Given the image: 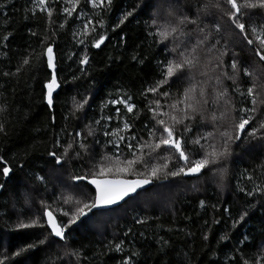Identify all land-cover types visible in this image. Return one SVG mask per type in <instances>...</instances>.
I'll use <instances>...</instances> for the list:
<instances>
[{"label": "trees", "instance_id": "16d2710c", "mask_svg": "<svg viewBox=\"0 0 264 264\" xmlns=\"http://www.w3.org/2000/svg\"><path fill=\"white\" fill-rule=\"evenodd\" d=\"M142 3L143 0H113L112 6L101 12L81 0L73 16L65 19L63 0H47V6L53 10V23L49 24L47 13L35 9L33 15L29 11L34 8L32 0H0V104L6 102L9 108L5 114L7 134H0V155L14 169L6 189L0 190V259L10 257L14 264H53L57 254L63 256L65 250L78 248L88 258L81 264H120L133 251L139 253L132 257L133 264H240L241 256L254 258L264 245V195L257 193L249 197L239 191L240 188L250 191L257 184L264 186V139L259 136L248 139L245 132L235 155L227 162L229 174L222 187L218 186V179L158 180L118 208L91 211L82 218L83 223L73 226L75 230L70 233L66 245L64 241L38 245L19 260L13 255L21 247L27 248L28 244L47 236V232L38 227L18 229L13 204L22 206L27 196L32 206L25 215L37 212L42 215L39 201H51L54 194L68 191L66 186L75 183L71 177L85 171L80 161L69 160L58 165L54 157L47 155L53 150L54 138L60 135L66 143L69 139L66 132L80 131L85 124L98 118L101 102L108 99L131 96L130 102L136 105L134 113L143 109L146 101L140 93L153 82L156 58L163 52L155 46L150 47L152 38L147 36L144 25L146 14L137 11ZM125 11L133 12V16L116 27ZM80 13L84 15L76 19ZM85 17L93 20L96 32H89L87 37H74L73 34L82 29ZM245 19L246 26H259L264 23V11L255 10V14ZM97 20H102L104 26L96 24ZM62 23L63 28L60 27ZM204 23L219 24L220 31L213 30L215 39L230 53H236L243 62L241 67L251 74L242 75V87L246 90L255 84V91L264 95V61L255 56V46L247 44L243 34L222 12L213 10V15ZM31 32L38 35L32 36ZM99 34L106 39L96 48L92 44ZM5 35L9 37L6 41ZM45 37L47 40L41 45ZM81 39L85 43L81 44ZM49 44L53 47L62 81L61 88L54 93L52 108L43 95L48 71L46 58L43 66L36 65L33 59L31 63L36 66L32 71L25 66L15 77L3 75L15 72L31 49L40 52ZM85 55L88 63L81 64ZM133 56L147 59L141 64L133 60ZM74 76L77 79L74 80ZM73 96L78 100L89 98L86 113L78 114L80 119L69 116ZM116 108L122 116L133 120L136 129L143 127L146 115L141 113L136 118L127 113L122 104H117L104 110L114 117L108 122L110 128L122 123L115 118ZM259 119H264V115L248 126L249 131L252 126L258 127ZM100 137L104 139L102 132ZM56 151L59 154L62 149ZM96 151L101 152V149L97 147ZM35 173L44 176L46 186L35 180ZM248 176L252 179H247ZM79 183L81 188L76 190L77 195L83 192L81 198L90 201L93 190L88 185L83 187L86 181ZM201 201H204L203 206ZM245 211L248 213L245 219L233 227V222L239 221ZM137 220L144 222L137 223ZM205 235L207 240L203 238ZM223 235L229 239L221 241ZM245 235L248 241L240 244ZM121 241L123 251L116 252L114 245ZM163 241L168 244L160 251ZM109 242L112 251L105 247ZM63 264H69L67 257Z\"/></svg>", "mask_w": 264, "mask_h": 264}, {"label": "snow or ice", "instance_id": "6c2138e0", "mask_svg": "<svg viewBox=\"0 0 264 264\" xmlns=\"http://www.w3.org/2000/svg\"><path fill=\"white\" fill-rule=\"evenodd\" d=\"M84 2L103 12L112 6L113 0ZM32 3L34 8L29 11L33 15L35 9H39L47 13L49 24L53 23V10L47 6V0H32ZM63 3L66 5L63 13L67 19L77 11L81 0H63ZM213 10L227 16L243 34L247 44L255 46V56L264 61V23L259 26H246L245 19L255 14V10L264 11V0H143L137 11L146 14L144 25L147 36L152 38L150 47L155 46L163 52V55L156 58L153 82L148 83L140 93L146 103L140 112L134 113L136 105L130 102L131 96L102 101L101 115L85 124L83 129L74 133L62 130L69 137L66 143L60 135L54 138L53 150L47 155L54 157L58 165L69 160L80 161L85 171L83 174L73 175L71 179L74 182L86 181L83 187L94 186L95 194L90 201H86L81 198L83 192L79 195L76 192L81 184H69L66 186L68 191L54 194L51 201H39L42 215L39 212L25 215L32 206L27 196L22 206L13 204L17 213L18 229L38 227L47 232L44 239L15 252L13 255L17 260L38 245L57 244L59 241H64L66 245L70 233L75 230L73 226H78V222L83 223L82 218L87 217L93 209L115 205L155 181L177 177L218 179V186L222 187L229 174L227 162L233 158L235 149L240 146L238 142L242 141V134L246 132L248 139L258 136L264 139V119L258 120V127L252 126L248 130L252 122L264 115V95L255 91V84L246 90L242 87V75L251 74L247 68L241 67L243 62L237 58L236 53H230L226 46H222L215 39L214 31H220L219 24L204 23L206 18L213 15ZM82 15L84 14L80 13L76 19H80ZM130 16H133L131 11L122 13L116 27L124 24ZM96 24L104 26L102 20H97ZM60 27L63 28L64 24ZM89 32L95 33L96 27L92 19L85 17L82 29L73 35L87 37ZM31 35L37 36L38 33L31 32ZM8 38V35L3 37L5 41ZM105 39V35L99 34L92 46L99 48ZM46 40L47 37L41 40V45ZM79 42L83 44L85 40L81 39ZM45 58L48 71L43 83V90H46L43 95L49 108H52L54 93L61 88L62 81L59 79L57 59L50 44L40 52L31 49L15 72H4L3 75L15 77L25 66L32 71L36 65L43 66ZM33 59L36 65H32ZM146 59L147 57L133 56V60L141 64ZM80 63H88L87 55ZM73 79L77 77L74 76ZM71 99L73 103L69 116L80 119L78 114L86 113L89 98L78 100L73 96ZM117 104H122L127 113H132L136 118L141 113L146 115L143 127L136 129L133 120L122 116L120 109L116 108L115 118L122 123L110 128L108 122L114 117L105 114L104 110L109 105ZM8 112L7 103L0 104V134H7L5 114ZM101 132L104 139L100 137ZM97 147L101 152L96 151ZM58 149H62L59 154L56 151ZM19 167L22 169L24 163H20ZM13 171L5 157L0 155V174L3 178L0 180V190L6 189ZM34 175L37 182L46 186L44 176L39 173ZM247 179L251 180L252 177L248 176ZM239 191L249 197L257 193L264 195V186L257 184L250 191L245 188H240ZM203 204L204 201H201L202 206ZM247 214V211L241 214L239 221L233 222V227L243 221ZM203 238L207 240L208 236ZM228 239L227 235L220 237L221 241ZM248 239L245 235L240 244H245ZM122 244L123 241L116 243L114 250L122 252ZM167 244L168 241H163L160 251ZM109 245L111 242L105 247L112 251L113 247ZM138 255V252L133 251L120 264H133L132 257ZM65 257L69 264L71 261L81 264L82 260L88 259L80 249L72 248L65 250L63 256L57 254L53 264H63ZM0 264L14 262L5 256L0 259ZM240 264H264V245L254 254V258L241 256Z\"/></svg>", "mask_w": 264, "mask_h": 264}, {"label": "water", "instance_id": "95a60500", "mask_svg": "<svg viewBox=\"0 0 264 264\" xmlns=\"http://www.w3.org/2000/svg\"><path fill=\"white\" fill-rule=\"evenodd\" d=\"M75 183H78V182H75ZM86 183H87V182H86ZM88 186L93 190V192H94V194H95L94 186H92V185H88ZM151 186H152V183L149 184V185H145L143 188L138 189L136 193L131 194L129 197H126L125 200L120 201V202H118V203L115 204V205H111V206H107V207H101V208H96V209H93L92 211H93V212L109 211V210H112V209L118 208V207H120L121 205H123L126 201H128L129 199L135 197L138 193L143 192V191L149 189ZM49 231H50V230H49Z\"/></svg>", "mask_w": 264, "mask_h": 264}, {"label": "rangeland", "instance_id": "374dc122", "mask_svg": "<svg viewBox=\"0 0 264 264\" xmlns=\"http://www.w3.org/2000/svg\"><path fill=\"white\" fill-rule=\"evenodd\" d=\"M79 183V182H78ZM113 210V209H112Z\"/></svg>", "mask_w": 264, "mask_h": 264}]
</instances>
